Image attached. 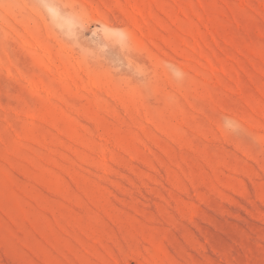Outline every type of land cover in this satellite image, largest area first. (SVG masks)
I'll return each instance as SVG.
<instances>
[{
    "label": "rangeland",
    "instance_id": "rangeland-1",
    "mask_svg": "<svg viewBox=\"0 0 264 264\" xmlns=\"http://www.w3.org/2000/svg\"><path fill=\"white\" fill-rule=\"evenodd\" d=\"M0 264H264V0H0Z\"/></svg>",
    "mask_w": 264,
    "mask_h": 264
}]
</instances>
